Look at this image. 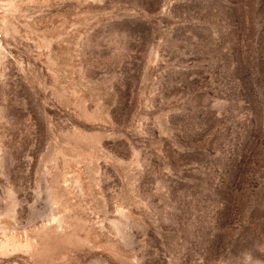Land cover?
<instances>
[{"label": "rangeland", "instance_id": "rangeland-1", "mask_svg": "<svg viewBox=\"0 0 264 264\" xmlns=\"http://www.w3.org/2000/svg\"><path fill=\"white\" fill-rule=\"evenodd\" d=\"M0 264H264V0H0Z\"/></svg>", "mask_w": 264, "mask_h": 264}]
</instances>
